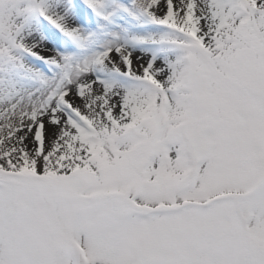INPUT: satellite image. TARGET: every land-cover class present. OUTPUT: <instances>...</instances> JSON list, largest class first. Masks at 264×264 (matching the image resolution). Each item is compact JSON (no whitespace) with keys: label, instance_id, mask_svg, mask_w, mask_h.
Instances as JSON below:
<instances>
[{"label":"snow or ice","instance_id":"obj_1","mask_svg":"<svg viewBox=\"0 0 264 264\" xmlns=\"http://www.w3.org/2000/svg\"><path fill=\"white\" fill-rule=\"evenodd\" d=\"M0 264H264V0H0Z\"/></svg>","mask_w":264,"mask_h":264}]
</instances>
